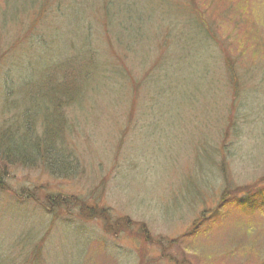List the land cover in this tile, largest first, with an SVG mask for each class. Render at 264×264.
I'll use <instances>...</instances> for the list:
<instances>
[{"label": "rangeland", "instance_id": "rangeland-1", "mask_svg": "<svg viewBox=\"0 0 264 264\" xmlns=\"http://www.w3.org/2000/svg\"><path fill=\"white\" fill-rule=\"evenodd\" d=\"M13 2L0 0V129L25 121L22 90L53 69L90 83L61 110L77 174L0 165V264H264L261 202L185 237L225 212L226 186L264 195V0Z\"/></svg>", "mask_w": 264, "mask_h": 264}, {"label": "trees", "instance_id": "trees-1", "mask_svg": "<svg viewBox=\"0 0 264 264\" xmlns=\"http://www.w3.org/2000/svg\"><path fill=\"white\" fill-rule=\"evenodd\" d=\"M13 1L11 0L14 6L15 3ZM28 3L29 0H22L21 5H27ZM191 9L196 10L192 6ZM194 13H198V11ZM88 56L90 58L94 56L93 53L91 54L90 49ZM51 72L53 73L51 78H45L42 84L32 83L33 85L29 86L27 91L22 90L25 94L22 92L24 95L22 94L23 100H21V103H24L22 101H24L25 96L29 97L28 105L34 106L35 110H32V107L28 108V106L22 104L21 108L24 111L27 110L29 113L25 117V121L17 116L16 124L4 125L0 129V165L35 167V165L40 164L51 175L71 177L74 176L73 173L77 174L78 167L72 164L71 158L68 157L69 151L64 141V134L69 132L70 124L67 123L71 122L63 117L61 110L64 105L68 104L77 108L74 104L86 95V86L90 83V76H79L73 70L72 66H68L66 70L55 68ZM83 85L85 94L82 95L83 89L81 86ZM35 125L37 128H34ZM1 176H3V173L0 172V189L6 190L7 185L4 184ZM252 191L249 192L240 187L232 190L228 189L227 186L223 188L219 196V207H223L224 205L226 207L224 209L225 212H221L216 208L212 212H208L209 215L206 219L203 214L200 219L192 223V232L185 237L189 238L193 233L197 236L203 229L206 231L210 230L213 223L218 224L217 221H219V218H226V212L250 214L258 211L260 209L259 202L264 206V195L262 196L259 190ZM235 198H237L236 205L231 203ZM54 201L55 199L52 198L50 203ZM58 202L59 200H56L54 205L57 206ZM83 207L80 206V209L84 218H96L95 216L100 214L97 211H85ZM103 220L107 221V218L104 217ZM239 225L247 229L251 227L250 225H243L242 223ZM103 226L111 235H116L112 234L113 228L110 230L107 229L109 226L107 223H103ZM124 227H128L127 224H124Z\"/></svg>", "mask_w": 264, "mask_h": 264}]
</instances>
